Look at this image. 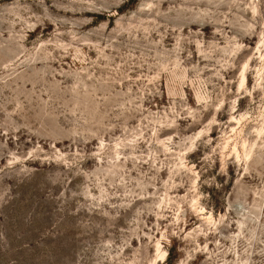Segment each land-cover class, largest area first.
<instances>
[{
    "label": "rangeland",
    "instance_id": "rangeland-1",
    "mask_svg": "<svg viewBox=\"0 0 264 264\" xmlns=\"http://www.w3.org/2000/svg\"><path fill=\"white\" fill-rule=\"evenodd\" d=\"M0 264H264V0H0Z\"/></svg>",
    "mask_w": 264,
    "mask_h": 264
},
{
    "label": "bare ground",
    "instance_id": "bare-ground-1",
    "mask_svg": "<svg viewBox=\"0 0 264 264\" xmlns=\"http://www.w3.org/2000/svg\"><path fill=\"white\" fill-rule=\"evenodd\" d=\"M244 84V77H241L240 85L242 86Z\"/></svg>",
    "mask_w": 264,
    "mask_h": 264
}]
</instances>
